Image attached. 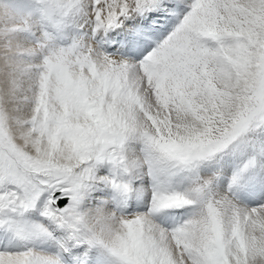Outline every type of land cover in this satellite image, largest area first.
<instances>
[{
  "label": "snow or ice",
  "instance_id": "snow-or-ice-1",
  "mask_svg": "<svg viewBox=\"0 0 264 264\" xmlns=\"http://www.w3.org/2000/svg\"><path fill=\"white\" fill-rule=\"evenodd\" d=\"M0 264H264V0H0Z\"/></svg>",
  "mask_w": 264,
  "mask_h": 264
}]
</instances>
